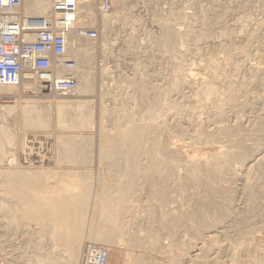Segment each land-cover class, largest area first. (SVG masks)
I'll return each instance as SVG.
<instances>
[{
	"label": "bare ground",
	"instance_id": "bare-ground-1",
	"mask_svg": "<svg viewBox=\"0 0 264 264\" xmlns=\"http://www.w3.org/2000/svg\"><path fill=\"white\" fill-rule=\"evenodd\" d=\"M94 3H96L95 0H84L77 5L75 29H84L99 24L103 35L102 44L99 48L105 54L110 49L108 48V41L111 42L110 38L105 36L111 30L108 31V29L114 22L118 21L116 18L119 20L121 18L123 22L127 23V15L131 10L126 0H111L112 12L110 10L109 13L104 14L100 12L98 6L94 8ZM50 6L51 0H22L20 14L23 17L44 16L48 18ZM170 14L172 15L173 13L170 11ZM18 15L19 13H16L10 17L16 19ZM186 15L177 13L174 17L176 21L181 20L186 22L188 20V16ZM206 16L205 14L201 16V22L204 23L207 19ZM160 27V35L154 37L155 39H152V41L156 42L159 45L158 47L161 46L164 52L170 50L171 74L168 86H164V88L155 86V84L151 86L149 84L150 81L145 79V76L141 72L138 90L141 94H146L150 91V95L152 94L150 102H144L143 100L137 102L134 95V98L131 97L132 103L129 102L127 105L129 98L126 97L128 101L124 98L125 95L124 97L122 95L121 98L120 92L117 93L121 99L116 97L117 95L112 94V92H106L107 90H105L106 93L100 94L101 96L108 95L109 98L105 99L101 97L103 102L100 108L99 142L97 144L99 152L96 153H99V160L102 163L106 162L114 171V173H111L114 175V180L118 179L119 181L117 182L116 180L112 184L110 181V184L102 183L98 191L93 189L91 193L86 183L77 182L80 175H75L74 172L68 170L66 172H58L59 170H55L57 172H50L52 170H48V167L51 165L50 147L46 146H48L47 140L51 138V135L47 133L53 131L52 125L54 124L55 133H53V138L60 161L65 162V164L69 163L72 165L78 163L77 165H79L80 163L86 164V160L90 157L87 158L89 152L87 153L86 150L88 151L87 147L91 146L89 142L93 140L81 135V131H92L95 127L93 120L95 103L92 99L86 97L95 95L96 75L99 74L98 77L101 79L100 89L110 87V83H114L113 77L111 78V74L108 71V66L102 65L101 67H97L95 64L98 46L94 43L97 42L99 37L97 39L82 38L75 34V29L66 37L67 57L75 62L73 75L76 78V88L72 96L75 98L74 100H56L59 97H47L48 99L45 101L38 100L40 98L36 97L37 100L23 99L24 97L18 93L20 87L0 86V94L2 92L15 93L19 99L17 100L16 98L17 102L21 101L19 106L18 103L15 106H0V164L5 166L0 168V190L3 193V198L5 196V198H11L14 201L11 202L10 207L15 208V210L11 208L10 210L9 202L7 201V203L0 199L2 200L0 201V211L3 210V212L9 214L8 221H14L15 224L23 219L37 224L41 222L44 224V227L48 231V244H51L52 247L60 248L58 253H60L61 261L58 260L59 262L52 264H79L81 249L85 240H91L96 244L116 245L118 239H123L126 245H132L134 246L133 248H135V245H139L135 242L137 239L134 238L136 239L134 241L129 237V234L125 230L126 228L120 224L123 221L122 215L128 212V205L130 206L131 204L130 194L138 186L137 181L140 177L146 180L148 195L150 197L153 196L152 198H155L157 201V208L162 209L163 213L161 217L158 218L156 215V218L160 219V226L163 231L170 230V239L173 240L172 242H175L174 245L181 258L190 246H195L196 248L200 245L201 247H198L197 250L201 251L202 248H205L206 252L209 251L206 250L205 244L208 241L211 244L215 242L214 235L216 234L212 235V231L225 228L226 224L230 223L229 221H231L234 215L238 201L243 202L244 205L243 211L235 215L236 224L240 227L238 228L240 240L249 236L252 237L257 230L248 226L264 222V108L257 111L258 109L255 110L249 101V90L253 83L241 80L242 78L240 79L241 81H236L234 77H236L240 67H234L228 72L229 68L227 70L226 65L214 58L208 57V62L203 65L201 63L200 65L186 64L185 48L183 50L182 45L181 47L179 46L182 41L180 43L178 41V45L177 40L181 38L187 43L193 42L197 44L196 42L202 35H193L192 29H186L185 33H181L182 27L181 29H173L170 25L169 28L166 20ZM247 37L248 41L255 39V32ZM249 48V45L242 47V49L239 48L241 49L240 54L247 53ZM196 53L199 55L198 52ZM220 57L222 56L220 55ZM235 59L234 61H236ZM249 70L252 73V79H255L262 85L264 82V70L262 71L257 66H252ZM247 75L249 76V74ZM104 81L107 82L105 83ZM105 84L106 86H104ZM134 91L136 90L134 89ZM253 93L255 92L253 91ZM261 98L264 106V93ZM106 101L109 104H104ZM130 103L132 104L131 107H129ZM18 110L21 115V126L25 132L21 133L22 135L19 137L7 135L9 131H6L4 124L7 118L16 116ZM115 114L117 117L113 116ZM201 114L206 115V119H203L204 121L200 120ZM107 116H110L111 119L106 122ZM66 130L71 132L75 130L81 133L77 132L66 135L63 133ZM44 132L47 134L46 136H49L48 138L44 139V137H40V133L43 134ZM163 135L165 138L162 137ZM169 138L171 142L177 140L178 142H185L189 147L211 148L216 149V152H199L193 157L184 158L181 152L175 148L174 144L172 147L169 143ZM7 145L12 146L13 149L9 151V148H6L8 147ZM35 165L39 168L41 167V169L44 166L46 168L40 170L28 167H34ZM240 172H243V174ZM101 178L105 179V177ZM237 181L240 182L238 185L240 186L239 189L236 188ZM97 182L99 181L97 180ZM169 187L170 204L167 203ZM173 193H179L182 197L190 196L192 205L188 206L189 208L185 210L181 209L183 205H180L178 209L171 207L175 202H173ZM90 194L92 200L89 199ZM136 197L138 196H135V199ZM133 199L132 197L131 200L133 201ZM134 201L136 202V200ZM138 202L140 203V201ZM168 205H170V214L165 212ZM16 207L20 208V211L18 210L20 217H10V214L12 212L15 213L18 209ZM130 207L131 209H129L131 211L134 209L136 215L138 209H132L133 204ZM151 208L153 207L149 209ZM141 211L143 212V210ZM152 213H150L151 216L148 215L151 218L152 215H155V213ZM187 223L190 224L194 236L191 232L192 237L183 245V243L181 244L182 241L174 240V237L177 234L176 230H178V227L182 228ZM233 223L235 225V222ZM259 224L256 226H260ZM181 228L179 229L181 230ZM35 229H37L36 226ZM84 231H86V235L83 234ZM205 234L208 235L204 236ZM234 235L236 238V233ZM147 237L150 239H148L147 246L152 247V243L155 241V234ZM3 244L5 243L3 242ZM241 245H238V249H240ZM238 249L232 251L235 258ZM54 251L52 250L50 253L52 252L53 254ZM195 254L194 258L198 257L200 253ZM129 255H127L128 259ZM56 258L54 259L56 260ZM131 258L133 257L130 256ZM253 258L255 260L253 264H264V251L259 252ZM129 262L125 261V264H129ZM236 262L237 264H242V261L238 260V257L236 258ZM134 263L136 264V260Z\"/></svg>",
	"mask_w": 264,
	"mask_h": 264
},
{
	"label": "rangeland",
	"instance_id": "rangeland-1",
	"mask_svg": "<svg viewBox=\"0 0 264 264\" xmlns=\"http://www.w3.org/2000/svg\"><path fill=\"white\" fill-rule=\"evenodd\" d=\"M126 3L128 5V7H130V10H131L130 12H128V15H127V18H128L127 23H125V21L123 22L121 20V18L119 20L115 17L116 20H118L119 22L118 21L114 22L112 24L113 26L111 25V27L108 29V31L110 29L111 30L109 32H107L105 35V36H108V38H110V41H111V42L108 41V45H109L108 48H110V49L107 50L105 54L102 53L101 48H99V46L102 44V40H103V35L101 33L102 29H101L100 25L95 24L93 26L88 27L89 29H96L98 31V35H99V38L97 39L98 43L97 42L94 43L95 45L98 46V50H97L98 53L96 52V56H95V64L97 65V67H101L102 65L108 66L107 67V68H109L108 71L111 74L110 75L111 78L113 77L112 79H113L114 83L112 84V82H111L110 87H104L103 89H100L101 79H100V77H98L99 74L96 75L95 95L86 97L88 99H92L95 103L94 104V106H95L94 111L95 112H94V117H93L95 127L92 129V131L84 130V131H81L82 132L81 133V132H78L75 130L72 132L66 130V132H63L66 135L67 134L68 135L74 134V133L78 132L79 134L81 133V135H83L85 137L87 136L88 138L93 140V141L89 142L91 144V146L87 147L88 151L85 149L87 153L89 152L88 153L89 155L87 154L88 155L87 158L90 156L86 160V164L80 163L79 164L80 166H79V165H77L78 163L71 165L69 163L65 164V162L60 161L58 158L57 149L55 148V151H54V147H56L55 142H54V138H53V136H54L53 133H55L54 124L52 125V129L54 132L51 131V132L47 133V134L51 135L50 136L51 138L47 140L48 146H46V147H48V148L51 147L53 149V151L52 150L51 151L53 153L56 152V158H57V164H58V166H56V167H52V166L48 167V170L52 169V170H50V172H57L58 170H59L58 172H66L68 170V171L74 172L75 175H80L77 182L86 183L89 186L88 188H90L91 193H92L93 189H95V191L96 190L98 191L100 188V185L102 183L110 184V182H111V184H112L116 180H117V182L119 181L118 179L114 180L115 179L114 175L111 174V173H114V171L109 167V165L106 164V162L102 163L99 160V155H98L99 153H96V152H99V147L97 144L99 142L98 129H99V121H100V108H101L102 102H103L101 97L102 98L104 97L105 99L107 97L109 98L108 95L101 96L100 94L106 93L109 91V92H112V94L117 95L116 97L120 98V96L118 94L120 92L121 98H122V95H123V97L125 95V97H124L125 99H126V97L129 98V101H128V99H126V101H128L127 105L129 104V102L132 103V98H134L133 97L134 95H135V99L137 100V102H140L141 100H143L144 102H150L152 99L151 98L152 94L150 95L151 92L149 91L146 94H141V93H139V90H138V82H139L141 72L145 76V79H148L150 81L149 82L147 80V82H149V84L151 86L154 84H155V86L157 85V86H161L163 88H164V86H166V87L168 86V84L170 83V74H171L170 73L171 72L170 71L171 70V68H170V50L167 52H164V50H162L161 46L158 47L159 45H157L156 42L152 41V39L153 40L155 39L154 37H158L160 35L161 31L159 29L162 27V26L160 27V25H162V23L165 20H166V24H168L169 28H170V25L173 29H179V28L181 29V27H182V29H181L182 31L180 30L181 33L182 32L185 33L188 29H190V30L192 29L191 31L194 32L193 35H196V36L202 35L201 36L202 38L200 37V39L196 42L197 44H194L193 42L187 43L185 40H182L181 38L179 40H177V44H178V41H179V43L181 41L185 42V43L181 42L182 44L180 43V45L179 44L178 45L180 47L182 45L183 50L185 48L186 64H191V65L192 64H194V65L199 64L200 65V63H201L203 65V64L208 62V57H210V58H214L218 62H221L222 64L226 65V67H227L226 69L228 70V68H229L228 72L231 71L234 67H240L236 77H234L235 80L236 81L246 80V81L252 82L253 84L250 86V90H249L250 93L248 95L249 101L251 102V104L253 105L255 110L258 109L257 111L264 108V106L262 104V98H261V97H263V93H264L263 92L264 91V87H263L264 82L261 85V83H259L255 79H252L253 78L251 75L252 73L249 70V68L252 66H257L262 71L264 70V23H263L264 22L263 21L264 20V0H260V2H259V0H257V1L256 0H230V1L229 0H129V1L126 0ZM171 6H173V7H171ZM94 8H97L96 3H94ZM170 11L173 13L172 15L170 14ZM111 12H112V10H111ZM129 13H130V15H129ZM161 13L163 14V16ZM177 13H179V14L181 13L182 15L187 14L186 16H188V20L186 22H183L181 20L176 21V18L174 16ZM204 14L207 15L206 16L207 19L205 20V21H207L206 24H205V21L203 23V22H201V19H200L201 16ZM172 16L174 17V19ZM160 17H162V18H160ZM194 17H195V19H194ZM218 17H219V19H218ZM189 18H191V19L189 20ZM243 18H245V19H243ZM239 19H241V20H239ZM224 20H226V21H224ZM237 20H239V21L237 22ZM173 21L175 22L176 26L174 25ZM200 23H201V25H199ZM235 23H237V24H235ZM242 23H244V24H242ZM210 26H211V28H210ZM252 27L254 29L256 28V30H254ZM128 28H129V30H128ZM229 29H231V30H229ZM161 30H162V28H161ZM219 32H220V34H219ZM230 32H232L233 34L232 33L230 34ZM254 32H255L256 38L251 40V41H248L247 40L248 37L246 38V36H248ZM132 33H134V34H132ZM148 35H149V37H148ZM112 36H114V37H112ZM228 37H230V38H228ZM258 39H259V42H258ZM147 43H149V44H147ZM248 45L250 47L249 51L247 53L241 55L240 53H241L242 47H245ZM239 48H241V49H239ZM190 49H192V50H190ZM228 50H229V52L227 53ZM108 51H110V52H108ZM200 51H202V52H200ZM196 52H198L199 55H197ZM223 53H224V55H223ZM255 53H256V55H255ZM160 55H161V57H160ZM220 55L222 57H220ZM110 57H112V58H110ZM234 59L236 61H234ZM102 60H103V62H101ZM233 62H236V63H233ZM99 64H101V65L99 66ZM234 64H236V65L234 66ZM241 66H243V67H241ZM132 68H134V69H132ZM139 70H141V71H139ZM247 74H249V76ZM118 77H119V79H118ZM130 78H132V79H130ZM127 80H128V82H127ZM104 82L106 83L107 81H104ZM133 83H134V85H133ZM116 85H117V87H116ZM104 86H106V84ZM125 87H126V89H125ZM123 89H125V90H123ZM131 89H132V91H131ZM134 89L136 91H134ZM105 90H107V91L105 92ZM137 90H138V93H137ZM253 91L255 93H253ZM18 93L24 97V98L22 97L23 99L37 100L36 98H33V97L29 96L28 94L23 93L21 91H18ZM16 95H15V93H10V92L4 93V92H2V94H0V106L1 107L15 106L17 103L19 106L21 101L17 102V100H19V99L16 97ZM142 96H144V97H142ZM16 98H17V100H16ZM47 99L48 98H40L38 100L45 101ZM74 99H75L74 97L56 98V100H74ZM131 103H130L129 107H131V105H132ZM104 104H109V103L106 101V102H104ZM113 116L117 117L116 114ZM204 118L206 119V115L201 114L200 120L204 121L205 120ZM110 119H111L110 116L109 117L107 116L106 122L110 121ZM20 120H21V115H20L19 110L17 111L16 116H11V117L7 118V121L4 124L6 131L7 130L9 131L7 135H10V136L14 135V136L19 137L25 132L22 129ZM40 132H42V131H40ZM28 133H32V132H28ZM43 134H45V132ZM43 134L40 133V135H41L40 137H42V138L44 137V139L49 137V136H46L47 134H45V135H43ZM2 137H3V135H2ZM162 137L165 138L164 135ZM169 143L172 145V147L174 144L175 148L181 152V154L183 155L184 158L193 157V156L197 155V153H199V152H201V153L216 152V149H211V148H204V147L198 148V147H191V146L189 147V145L186 144L185 142L184 143L181 141L178 142L177 140H173L171 142L170 138H169ZM92 144H93V147H92ZM10 147H11V149H10ZM169 147H170V145H169ZM6 148H9L8 149L9 151H11L13 149V147L10 145ZM90 148H91V150H90ZM52 152L49 151L50 155ZM91 156H93V157H91ZM89 159H90V161H89ZM2 167H5V166L0 164V168H2ZM28 167L29 168L32 167V168H36V169H40V170H44L46 168V166H44L41 169V167L39 168L37 165H35L34 167L33 166H28ZM77 167H79V168H77ZM55 170H57V171H55ZM238 173H239V171H238ZM240 173L243 174V172H240ZM100 175H101V177H105V179H102L100 177ZM110 176H112V177H110ZM80 177H81V179H80ZM95 177H98V178L100 177L101 179L99 178L100 179L99 180L98 178H95ZM96 179L99 182H97ZM154 179H156V178H154ZM49 182H52V181H49ZM137 183H138V186L135 187V191L133 193H131L130 197H129L130 203H131V204L129 203L130 206H132V204H133L132 209L133 208H135V210L138 209L136 211V215H135L134 209H133V211H131L130 210L131 207L128 205V212L126 214L122 215L123 221L121 222L120 225L124 226L126 228L125 230L129 234V237H131L134 241L137 239L135 242H137L139 245H135V248H133L134 246H132V245H126L123 239H118V242L116 245L115 244L114 245H106V244L97 243L98 245H101L108 250V252H109L108 264H125V261L128 263L130 256H132L134 259L131 258L129 264L130 263L135 264L134 263L135 260H136V264H137V262H138V264L139 263H141V264H185V263H187V264H237V262H236L237 257H238V260L242 261V264H253L255 261L253 256L258 254L259 252L264 251V224H263L264 222L263 221L261 223L259 222L260 224L258 223L260 226H256L258 224L251 225L254 227L256 226L257 228L248 226L252 229H257L255 231V233L252 235V237L249 236V237H246V238L241 239V240L239 239V236H238L239 229L238 228H240V227L236 224L235 215L238 214V212L243 211L244 205H243V202L238 201L239 204L237 202L236 210H234V215H233L231 221H229L230 223H227L225 228H222V229L220 228L221 230L217 229L215 231L214 230L212 231V235L216 234V235H214L215 236V238H214L215 242L213 244H211V242L209 243V241H208L205 244V247L207 248L206 250H209V251L206 252L205 248H202L201 251L197 250L198 247H201L200 245L197 246L196 248H195V246H190L185 251V255H183V257L181 258L179 255V252H177L176 246L174 245L175 242H172L173 240L170 239V230L163 231L161 229V226H160L161 221H160V219L158 220V218L161 217L163 212H162V209L160 210L159 208H157V205H156L157 201L155 200V198H152L153 196L150 197V195H148L149 193L147 191L146 180L141 179V177H140L138 179ZM239 183L240 182H238V184H236V188H238V189L240 187V186H238ZM1 193H2V191L0 190V196L2 195V197H0V199H2L5 202L8 201L9 202V209L11 208V209L15 210L14 207L13 208L10 207L11 202H14V201H12L11 198H8V197L5 198V196H4V198H5L4 199L3 193L2 194ZM135 196H138V197H136V199H135ZM167 196H168L167 197V200H168L167 203L170 204V187L168 189ZM132 197L134 198L133 201L136 200V202L134 201V203H133V201L131 200ZM237 197H239V195H237ZM89 199L92 200L91 194L89 195ZM173 199H174L173 202L174 201L175 202L173 205H171V207L176 208V209H178V207L180 205H183V208H181V209L185 210V209L189 208L188 206L192 205V201H191L190 196L182 197L179 195V193H173ZM2 200H0V201H2ZM145 200L147 201L146 202L147 204L148 203H150V204L147 205L145 203ZM138 201H140V203ZM185 201H186V203H185ZM146 205H147V207H146ZM148 206H149V208L153 207L151 209L152 210L154 209V211L149 209ZM19 207H16L18 209L15 211V213L12 212V214L14 213V215L10 214V217H12V216H14V217L19 216L20 217V213H18L20 211ZM0 210H1V208H0ZM140 210H143V212L142 211L140 212ZM149 210H151V211H149ZM16 212H17V215H16ZM148 212H149V214H148ZM152 212L155 213V215H152V218H151L149 216H151L150 213H152ZM165 212L170 214V205H168ZM5 214H6V212H3V210L0 211V242H1L0 248L2 247L0 249V264H37V263L38 264H52V263L59 262L58 260L61 261V259H60L61 257L59 255L60 253H58L60 251L59 250L60 248L58 249L57 247H52L51 244H48V242H47L48 241V239H47L48 238V231L46 230V228L44 227V224L42 222L40 224H37L35 222L23 219L20 222H16V224H15L14 221L10 220V222H9L8 221L9 219H7V218H9V216H8L9 214H6L7 216ZM156 215L158 216V218H156L157 217ZM134 216H135V218L132 219V217H134ZM143 216H144V218H143ZM134 219H136V220H134ZM234 219H235V221H234ZM5 221H6V223H5ZM232 221L235 222V225ZM125 223L126 224L128 223V224L126 225ZM148 223H149V225H148ZM227 225H228V227H227ZM230 225H232V226L230 227ZM35 226L38 230L35 229ZM183 226L184 227H182V228L178 227V230H176L177 234L174 237V240H178V241L180 240V241H182L181 244L183 243V245H184V243L189 241V238L192 237L191 236L192 233L194 236V232H192L193 230L191 231L189 223L184 224ZM234 226H235V228H234ZM236 227H237V229H236ZM261 227H263L262 228L263 231H262ZM179 228H181V230ZM229 228L232 230H230ZM233 228L235 231L233 230ZM224 229H225V231H224ZM259 229H261V230H259ZM258 230H259V232L260 231L261 232L259 233ZM131 231H132V233H130ZM147 231H150V232H147ZM226 231H227V233H226ZM30 232H32V233H30ZM85 232L86 231H84V233H83L84 235H86ZM147 233L148 234L150 233V235H148ZM235 233H236V238L234 235ZM43 234H44V237H43ZM154 234H155V239H154L155 241H154V243H152L153 246L149 247V246H147L148 245V239H149L147 236H151ZM208 234L210 235V233H208ZM208 234H205L204 236H207ZM223 234H226V235H223ZM183 236H184V238H183ZM134 238H136V239H134ZM138 239H139V241H138ZM234 239H236L237 241ZM140 240H142V241H140ZM226 240L227 241L229 240L228 243ZM3 242L5 244H3ZM90 243H94V242H92L91 240L90 241L85 240L83 242L82 249H81V260H80L79 264H82V255H83L82 252H84L85 247ZM226 244H227V246H226ZM239 244L240 245L242 244L240 246V249H238ZM142 246H144V247H142ZM241 247H242V249H241ZM51 249L53 251L55 250L53 252V254H52V252L50 253V251H52ZM193 249H194V251H193ZM235 249L240 250V251H238V250L236 251V255H237L236 258L232 254V253H234L232 251H235ZM202 250H204V252H202ZM255 252H256V254H255ZM195 253H198V254L200 253V254L198 257L194 258L193 256L196 255ZM128 254H130L129 259L127 258ZM35 258L36 259L38 258V259L36 260ZM39 258H40V260H39ZM54 258H56V260ZM252 258H253V261H252ZM201 259H202V261H201ZM131 260H132V262H131ZM217 261H218V263H217Z\"/></svg>",
	"mask_w": 264,
	"mask_h": 264
},
{
	"label": "built area",
	"instance_id": "built-area-1",
	"mask_svg": "<svg viewBox=\"0 0 264 264\" xmlns=\"http://www.w3.org/2000/svg\"><path fill=\"white\" fill-rule=\"evenodd\" d=\"M84 0H51L48 18L23 17L22 0H0V86H17L36 98L74 95L75 62L69 59L66 37L75 29L77 5ZM100 12L111 10V0H95ZM18 14L12 19L10 16ZM87 39L96 29H75ZM61 73V74H59ZM108 250L95 243L85 247L82 264H108Z\"/></svg>",
	"mask_w": 264,
	"mask_h": 264
},
{
	"label": "crops",
	"instance_id": "crops-1",
	"mask_svg": "<svg viewBox=\"0 0 264 264\" xmlns=\"http://www.w3.org/2000/svg\"><path fill=\"white\" fill-rule=\"evenodd\" d=\"M55 148L56 147H54V151H55ZM52 150V148L50 147V152H52L51 151ZM52 158H51V160H50V163H51V165L50 166H52V167H56V166H58V164H57V158H56V152L55 153H51V155H50Z\"/></svg>",
	"mask_w": 264,
	"mask_h": 264
}]
</instances>
